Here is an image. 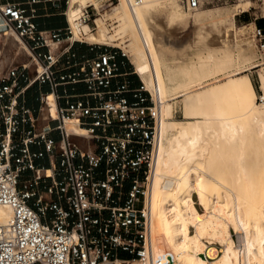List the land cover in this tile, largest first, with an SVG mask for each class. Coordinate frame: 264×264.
Wrapping results in <instances>:
<instances>
[{
	"label": "built area",
	"instance_id": "2783aa9c",
	"mask_svg": "<svg viewBox=\"0 0 264 264\" xmlns=\"http://www.w3.org/2000/svg\"><path fill=\"white\" fill-rule=\"evenodd\" d=\"M180 2L194 9L201 1ZM33 17L34 10L21 2L0 0V31L12 30L36 65L33 75L27 63L11 62L0 71V205L12 213L0 224V264H155L146 214L159 142L152 94L140 77L138 88L130 89L125 81L110 89L118 72L115 51L85 57L75 70L64 71L59 63L68 48L50 53V43L61 40V29H39ZM89 19L87 9L82 10L80 21ZM253 35L264 38V29L254 26ZM44 48L47 53H41ZM3 55L0 49V61ZM35 82L49 84L56 117L46 107L47 92L41 93L37 112L25 105L26 90ZM78 82L86 91L73 100L58 91ZM122 92H131L133 101ZM68 117L87 132L82 138L93 149L73 138L65 127ZM53 131L59 139L51 136ZM31 144L57 154L50 174L35 165L43 153L32 151ZM27 171L31 175L22 178ZM118 251L130 258H120ZM169 263L168 254L157 260Z\"/></svg>",
	"mask_w": 264,
	"mask_h": 264
},
{
	"label": "bare ground",
	"instance_id": "6f19581e",
	"mask_svg": "<svg viewBox=\"0 0 264 264\" xmlns=\"http://www.w3.org/2000/svg\"><path fill=\"white\" fill-rule=\"evenodd\" d=\"M68 2L67 23L72 39H76L74 34L81 32V25L88 24L80 21L81 6L95 3V0ZM118 3L122 24L133 41L136 70L141 80L144 79L146 89L147 86L153 89L148 90L157 102L153 111L157 117L159 142L154 152L146 202L147 240L155 264L163 254L172 258L169 264H264V188L260 190L253 185L252 172L259 159L249 155L253 139L264 144V103L255 108L251 101L242 112L235 113L220 105L216 86L202 85L208 77L237 62L228 48H219L222 55L218 58H214L211 48L212 52L200 56L196 63L184 61L186 64L179 66L182 80L172 85L165 83L161 68L170 53L157 41L160 25L154 22L155 11H165L170 21L187 22L189 15L184 10L193 12L199 6L184 8L180 0H119ZM211 16L210 10H198L192 14V21L198 23ZM7 31L22 43L12 30ZM105 36L101 27L98 34H90L88 38L103 40ZM168 78L172 79L170 73ZM240 79L229 78V81L237 83ZM261 83L264 88V75ZM178 96H183L184 106L195 115L193 121L166 120L170 101ZM46 107L56 117L51 92L47 93ZM65 127L72 135L85 132L70 117ZM219 161L223 163L228 184L225 190L215 187L206 192L211 180L224 184L220 177L206 172L214 169V163ZM44 172L50 174V169ZM193 193L202 211L196 207ZM11 214L9 206L0 205V224L8 222ZM229 224L239 232L238 244L229 234ZM190 226L193 233L189 231ZM211 239L219 241L220 249L211 245ZM144 264L152 263L146 260Z\"/></svg>",
	"mask_w": 264,
	"mask_h": 264
},
{
	"label": "rangeland",
	"instance_id": "374dc122",
	"mask_svg": "<svg viewBox=\"0 0 264 264\" xmlns=\"http://www.w3.org/2000/svg\"><path fill=\"white\" fill-rule=\"evenodd\" d=\"M68 1L69 0H36V2H31L32 7H30V9H33L34 13H36L38 9L53 8L56 10V12L60 13L59 17L64 21L65 27H68L70 31V33H67V31L64 30L65 41L63 40V37H61L59 42L50 43L51 55H57L66 48L68 49L63 55L69 53L71 45L76 42L88 43L99 49L105 48V50L117 51L123 55L126 61L129 62L131 69L134 71L140 82V76H138L139 73L136 70L137 58L133 50V41L122 24V18L118 7L119 0H95V3L88 2L81 6V8L83 7L82 10L87 9L90 19L85 22L88 24L81 25V32L76 35L74 34L76 39H72V33L69 24L67 23ZM200 1L199 9H196L195 11L210 10L213 12V16L205 18L198 23L192 21V14L195 11L187 12L183 9L187 15H189L187 22L180 20L170 21L165 11L158 9L155 11L154 22L157 26L158 24L160 25L156 35L158 38L157 41L162 44V49L164 47L172 56L177 55L171 57L169 54L167 57L165 56L167 59L164 57L165 61L161 68L163 80L168 85L175 84L182 80L179 66L186 64L184 61L188 63H196L200 56L204 57L207 53L212 52L211 48L213 49L212 54L214 58H218L222 55L221 49L219 48H228L236 56L237 62L224 71L208 77L202 85L205 87H209L210 84L211 86H216L220 105L234 111L235 113L242 112L245 105L249 104L251 101L254 103L255 108H259L264 103V88L261 83V78L264 75V46H261V44L264 42V38L259 40L257 36H254L253 29L254 26L259 27L258 24L264 25V0ZM64 11L66 15L64 14ZM100 26L105 32L106 39L90 40L88 38L89 35L93 33L98 34V31L101 28ZM198 36L201 37H199L200 40L198 39ZM67 45L69 46L67 47ZM0 49L4 53L2 57L3 61L0 63V69H3L8 61H12L14 64L27 63L29 65V70L31 71L29 75H33L36 65L30 51L24 48L22 43L14 37L11 31H6L5 34L0 31ZM41 53H47V49H42ZM74 57L75 53L67 54L64 60L60 61L61 65H59V67L65 66L66 69L77 67V64L82 59L74 61L72 60ZM169 73L170 76H172L171 80L168 78ZM237 77H241L237 83L229 81V78L235 79ZM32 85H34V83ZM147 88L151 91L153 90L148 86ZM32 96L33 92L30 93L28 97L25 96V99H30ZM152 97H154L153 99L155 103L156 99L154 94ZM170 103V109L165 114L167 121L181 122L186 120L193 121L195 119V115L190 113L184 106L183 96H178L175 99H172ZM148 104L152 106L151 102ZM41 105L45 111L43 103H41ZM154 105H157V102ZM174 109L177 110L176 113L173 112ZM75 130L77 131L78 129L75 127ZM86 133L87 132L85 131L80 135H73V138L78 140L84 146L86 139H83L82 137L83 135H86ZM252 143L254 145L252 147L253 152L251 151L249 154L250 158L253 156L258 157L259 159L256 164H254L253 161V164L256 165V169L252 172L254 178L253 185H256L258 189L262 190L264 188V144L257 138L253 139ZM214 165L216 166L214 169L211 171L207 170L206 172L215 177H220V180L224 184L211 180L206 192L215 187L225 190V184H228L225 174L226 171L223 169V163L219 161L217 163L215 162ZM30 175L31 171H27L22 178H28ZM45 182H49V177L45 178ZM192 198L198 210L202 211L203 209L201 206L197 204V196L195 193L192 194ZM228 230L235 244H238L239 232L235 230L232 224L228 225ZM189 231L190 233H193L192 226L189 227ZM202 239L207 242L205 237ZM211 242V245L220 249L221 245L219 241L211 239ZM129 264L139 263H137V261H130Z\"/></svg>",
	"mask_w": 264,
	"mask_h": 264
},
{
	"label": "crops",
	"instance_id": "0c3cea01",
	"mask_svg": "<svg viewBox=\"0 0 264 264\" xmlns=\"http://www.w3.org/2000/svg\"><path fill=\"white\" fill-rule=\"evenodd\" d=\"M18 2H21L22 5L28 9H30V7H32V3L30 2V0H16ZM38 6V5H36ZM60 13L56 12V10H54L53 8H48V9H38V11H36V13H34V17H33V21L36 23L37 27L39 29H61L60 31V36L63 37V40L65 41L66 39L64 38L65 36V23L63 20H61V17H59ZM69 45H67L68 47ZM105 48L103 49H99L98 47L95 46H91L88 43H74L73 45H71L70 49H69V53H75V57L72 60H81L85 57H92L97 55L99 52L104 51ZM115 60L118 64V72L117 75L112 79L111 85H110V89H116L118 87V85H120L122 82H127L129 85L130 89H134L137 88L140 84L139 79L137 78V76L135 75L134 71L131 69V66L129 65V62L126 61V59L123 57V55H121L120 53H118L117 51H115ZM66 53L65 55L62 56V58L60 59V61L64 60V58L67 56ZM3 61V59L0 61V63ZM12 61H8L6 63V65L3 67V69L9 65ZM60 64V63H59ZM61 65V64H60ZM61 68H65L64 71L68 72V71H72L74 69H76L77 67H71V68H67L65 66H61ZM2 69H0L1 71ZM31 71L28 69V74ZM58 91L60 93H64L65 95L68 96L69 100H73L75 99L78 95H81L83 93H85L86 89H85V85L81 82L78 83H67L64 85H61L58 87ZM33 92V96L32 98H27L25 99V105L32 108L34 110V112H37V109L40 105V96L41 93L44 92H50V86L48 83H34V85H31L25 93V96L28 97V95L30 93ZM50 94V93H49ZM120 96H124L127 98L128 101H133V96L131 94V92H122L120 93ZM175 99V98H174ZM91 102H93V100H91ZM174 102V101H173ZM60 103L65 105V99H61ZM174 113L177 112L176 109H174L173 111ZM56 123V121H52V124ZM42 122L39 121L37 124L36 129H40ZM51 136L57 140L59 139V135L57 133V131H53L51 132ZM84 147H86V149H93L94 145L93 144H84ZM30 148L32 151H41L43 153L42 156L40 157H36L34 159L35 165L41 169H49L53 163H57L58 161V156L57 154H49L47 153L42 144H31ZM47 173V171H46ZM118 256L120 258H129L130 255L125 252V251H118Z\"/></svg>",
	"mask_w": 264,
	"mask_h": 264
},
{
	"label": "trees",
	"instance_id": "16d2710c",
	"mask_svg": "<svg viewBox=\"0 0 264 264\" xmlns=\"http://www.w3.org/2000/svg\"><path fill=\"white\" fill-rule=\"evenodd\" d=\"M259 25V27H262V28H264V25L263 24H258Z\"/></svg>",
	"mask_w": 264,
	"mask_h": 264
}]
</instances>
